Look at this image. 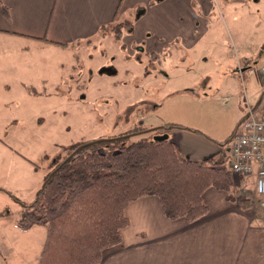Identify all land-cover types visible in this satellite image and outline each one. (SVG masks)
<instances>
[{"label": "crops", "instance_id": "obj_1", "mask_svg": "<svg viewBox=\"0 0 264 264\" xmlns=\"http://www.w3.org/2000/svg\"><path fill=\"white\" fill-rule=\"evenodd\" d=\"M3 5L8 8V15L4 14ZM252 5L263 17L264 0H0V79L3 83L0 115L9 114L10 110L13 119L33 115L35 122H51V117L43 113L45 109L51 112L58 106L60 97L73 101L70 100L74 96L73 84L67 89L65 83L63 87L57 84L62 77L73 73L74 55L78 53L72 49H87L103 40L107 41L104 46L108 50L115 42L130 49L143 46L141 51L148 58L152 55L162 57L163 61V66L162 62L158 63L162 73L158 77L163 82L158 87L161 92L153 99L158 102L148 110V114L157 116L156 123L143 125L141 118L142 123L126 125L127 129L145 128L151 140L167 134L186 159L227 158L230 142L227 149L225 141L239 130L248 108L264 115V28L260 40L248 43L244 35L260 32L255 30L260 25L248 30L244 26L224 28L211 22L240 16L246 10L253 14ZM230 56L234 57L233 61ZM101 58H93L101 68L98 71L101 78L97 80L117 77L118 67L104 66L106 61ZM125 59L121 63L120 82L138 81L135 79L138 74L130 73V68L134 70L139 65L138 61L131 57ZM207 64L192 84L182 85L175 79L180 72L190 70L193 75L194 68L199 70L200 65ZM61 70L63 74L58 78ZM215 71L217 74H213ZM87 74L90 84L93 70ZM147 74L150 77L149 71ZM152 80L157 81L156 76L149 81ZM103 82L105 85L98 87H108L111 89L108 93L117 96H124L131 89L123 83L112 86L111 79L107 84L111 86L106 85V80ZM175 84L177 87H173ZM185 96L193 105L221 97L224 117L216 121L219 124L212 125L204 114L206 110L183 106L185 102L179 99H186ZM138 101L136 97L133 104ZM37 104L43 112L34 108ZM179 104L177 115L174 111ZM158 111L163 114L158 115ZM169 124L174 126L164 128ZM233 176L235 185L239 186L234 173ZM232 195L215 187L207 188L202 198L209 212L195 221L169 218L156 195L132 201L125 210L129 224L121 229V242L106 248L99 264H264V215L259 218L256 212H251L252 203L241 202L240 192ZM5 215L1 213L0 219L6 221V235L13 233L16 240L23 238L20 237L23 229L18 227L17 220H8ZM9 244L14 246L12 242Z\"/></svg>", "mask_w": 264, "mask_h": 264}, {"label": "rangeland", "instance_id": "obj_2", "mask_svg": "<svg viewBox=\"0 0 264 264\" xmlns=\"http://www.w3.org/2000/svg\"><path fill=\"white\" fill-rule=\"evenodd\" d=\"M255 9L256 7L253 6L251 10L253 14H249L246 10L240 12V16L217 18L213 19L211 23L212 25H223L224 28L227 25L229 27L240 26L239 28L244 26L248 30H253L260 25L259 28L255 29L260 32H251L248 35H244L246 42H257L263 34L264 16L259 15L257 11H254ZM104 45H107L106 40L95 43L92 45L93 47L88 46L87 49L86 47L72 49L75 54L78 53L74 55L73 68L71 70L73 73H69L67 78L62 77L61 80H63L58 81L57 84L59 87H63L65 83L66 86L64 87L66 89L73 84L74 96L70 98L73 101H68L69 97H60L57 103L58 106L52 108L51 112L46 109L43 112L44 109L39 104L34 106L36 110L45 113L46 117H51V122L49 120H46L45 123L35 122L33 120L35 116L33 115L21 120L16 117L13 119V114L10 110L9 114L5 112L0 115V217L1 213L4 212L8 216V220L13 218L18 220L23 214L22 204L30 202L35 197L47 173L53 169L56 163L76 151L80 144L104 137L113 138L130 132L132 129L128 130L126 127L129 124L134 126L143 122V125L152 126L156 123L157 116L148 114V110L153 108L152 106H154L156 101L158 102V99L155 102L153 99L158 98L161 92L158 87L161 88L163 82L162 77H158L159 74H162L159 72L160 66L158 63L162 62L163 66L162 57L153 58L150 55L151 58H148V54L141 51V49H130L129 46L117 42L114 44L115 47L112 45L113 48L111 47L112 49L110 50L106 49ZM111 50L114 51L113 54L109 53ZM240 51L243 53L244 50L240 49ZM233 52L236 57V50L234 49ZM101 56L106 61L104 66L112 67L115 65L118 67L120 74L122 73L121 63L126 61V57H131L132 60L138 61L139 65L135 66L136 69L132 70L130 68L131 74H138L139 77L135 78L138 81L132 79L131 82H128L125 79L120 82V74L114 78L104 79L107 81L106 85L111 79L112 86H120V83H123L131 88L123 87L128 89V92H124V96L108 93L111 90L108 87H98V85H105V83L103 82L104 80H97V78H101L98 75V71L101 68L99 64H95L93 58H101ZM229 58L230 61H233L234 57L230 56ZM142 60L144 62L139 63ZM208 66V64L200 65L199 70L197 67L196 69L194 68V76L189 72L190 70L180 72L175 79L178 78V83L182 85L192 84L198 79L199 73L202 72L201 70ZM190 67L193 70L192 64ZM92 70L94 80L92 79L93 82L88 84L87 72ZM147 71H149V74L152 71L155 72L150 74V77H147ZM59 73L58 78L63 74L62 70ZM213 74H217V72L215 71ZM130 75L128 78L131 79ZM155 76L157 81H149L151 77L154 78ZM1 84L3 83L0 79ZM169 87L172 88V83ZM173 87H177V85L175 84ZM62 91H65V89H62ZM83 94L85 95L84 97ZM167 94L170 93L163 95ZM136 97H138L139 101L135 105L133 100ZM221 99V97H217L215 101L200 105H193L187 98L179 100L185 102V105H183L185 108L206 110L207 113L204 114L207 116L208 122L216 125L219 124L216 121L224 117V112L221 110L223 108H220ZM162 100H159L160 103ZM169 102H172V100ZM10 107L13 108L14 106L10 105ZM179 109L180 104L174 111L177 115ZM161 114H163V111H158V115ZM170 114L172 117L177 118L171 112ZM6 117L8 119H5ZM220 130L225 132L224 127H220ZM150 136L149 132L138 133L127 140L126 143L139 138L146 139ZM229 142L230 140L225 141L227 149ZM99 151H102V149H99ZM234 175L239 182V186L235 185L234 182L231 191L240 192V201L252 203L251 212H254V214L256 212L259 218H262L264 215V194L259 195L256 193L254 175L248 176L240 173H234ZM7 211H10L9 214L6 213ZM6 215L4 216L5 218ZM5 222L0 219V264H38L40 251L47 234L46 227L37 225L31 229L23 230L20 235L23 238L16 240L13 233L6 235L8 228ZM9 242H12L14 246H11Z\"/></svg>", "mask_w": 264, "mask_h": 264}, {"label": "trees", "instance_id": "obj_3", "mask_svg": "<svg viewBox=\"0 0 264 264\" xmlns=\"http://www.w3.org/2000/svg\"><path fill=\"white\" fill-rule=\"evenodd\" d=\"M3 12L8 15L5 5ZM142 132L80 144L22 204L18 227L47 230L38 264H99L103 251L122 240L121 229L129 224L125 209L142 196L156 195L169 218L188 221L209 212L202 198L207 188L233 196V173L222 166L227 158L186 159L168 138L126 143Z\"/></svg>", "mask_w": 264, "mask_h": 264}, {"label": "built area", "instance_id": "obj_4", "mask_svg": "<svg viewBox=\"0 0 264 264\" xmlns=\"http://www.w3.org/2000/svg\"><path fill=\"white\" fill-rule=\"evenodd\" d=\"M223 167L233 173L255 176V191L264 194V115L249 107L247 116L232 136Z\"/></svg>", "mask_w": 264, "mask_h": 264}, {"label": "water", "instance_id": "obj_5", "mask_svg": "<svg viewBox=\"0 0 264 264\" xmlns=\"http://www.w3.org/2000/svg\"><path fill=\"white\" fill-rule=\"evenodd\" d=\"M167 138V134H164L162 136H156L154 139H165Z\"/></svg>", "mask_w": 264, "mask_h": 264}, {"label": "flooded vegetation", "instance_id": "obj_6", "mask_svg": "<svg viewBox=\"0 0 264 264\" xmlns=\"http://www.w3.org/2000/svg\"><path fill=\"white\" fill-rule=\"evenodd\" d=\"M140 49L141 50H144V47L143 46H140ZM141 130H143V131H145V128L144 129H141ZM148 131H150V130H148ZM133 132V131H132ZM142 133H144V132H142ZM126 134V133H125ZM125 134H122V135H125ZM122 135H119V136H122ZM116 137H118V136H116ZM113 138H115V137H113ZM109 139H112V138H109ZM149 139V138H148Z\"/></svg>", "mask_w": 264, "mask_h": 264}]
</instances>
